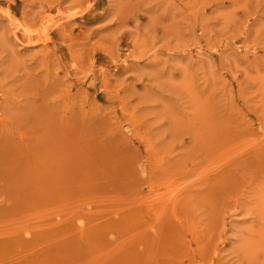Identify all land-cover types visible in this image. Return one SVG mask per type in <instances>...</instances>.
<instances>
[{
    "label": "rangeland",
    "instance_id": "obj_1",
    "mask_svg": "<svg viewBox=\"0 0 264 264\" xmlns=\"http://www.w3.org/2000/svg\"><path fill=\"white\" fill-rule=\"evenodd\" d=\"M0 264H264V0H0Z\"/></svg>",
    "mask_w": 264,
    "mask_h": 264
},
{
    "label": "bare ground",
    "instance_id": "obj_2",
    "mask_svg": "<svg viewBox=\"0 0 264 264\" xmlns=\"http://www.w3.org/2000/svg\"><path fill=\"white\" fill-rule=\"evenodd\" d=\"M71 14V13H70ZM76 14V13H75Z\"/></svg>",
    "mask_w": 264,
    "mask_h": 264
}]
</instances>
